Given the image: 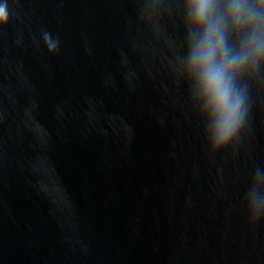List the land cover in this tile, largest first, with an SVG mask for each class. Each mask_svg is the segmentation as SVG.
<instances>
[{"label": "water", "instance_id": "1", "mask_svg": "<svg viewBox=\"0 0 264 264\" xmlns=\"http://www.w3.org/2000/svg\"><path fill=\"white\" fill-rule=\"evenodd\" d=\"M0 6V264H264L259 0H213L230 54L260 45L231 75L224 143L189 0Z\"/></svg>", "mask_w": 264, "mask_h": 264}, {"label": "clouds", "instance_id": "2", "mask_svg": "<svg viewBox=\"0 0 264 264\" xmlns=\"http://www.w3.org/2000/svg\"><path fill=\"white\" fill-rule=\"evenodd\" d=\"M259 4L264 8V0H259ZM189 6L193 24L204 25L203 35L191 54L190 70L200 77V87L217 114V143H224L236 130L241 118V102L234 100L231 94V75L246 57L255 56L260 45L253 35L241 53L230 54L223 22L213 16V0H189ZM228 17L234 27H240L250 19L240 3L229 6ZM2 21H6V10L0 6Z\"/></svg>", "mask_w": 264, "mask_h": 264}]
</instances>
